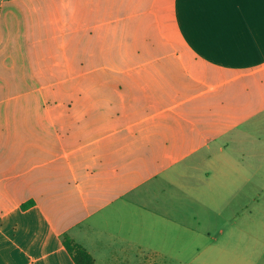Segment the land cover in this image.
Returning a JSON list of instances; mask_svg holds the SVG:
<instances>
[{
    "label": "crops",
    "instance_id": "obj_1",
    "mask_svg": "<svg viewBox=\"0 0 264 264\" xmlns=\"http://www.w3.org/2000/svg\"><path fill=\"white\" fill-rule=\"evenodd\" d=\"M255 190L264 0H0V264H157L208 200L264 264Z\"/></svg>",
    "mask_w": 264,
    "mask_h": 264
},
{
    "label": "rangeland",
    "instance_id": "obj_2",
    "mask_svg": "<svg viewBox=\"0 0 264 264\" xmlns=\"http://www.w3.org/2000/svg\"><path fill=\"white\" fill-rule=\"evenodd\" d=\"M254 193L259 203L251 207L253 215L263 217L264 190H255ZM241 195L242 191L239 192V197ZM239 208L241 209V206ZM189 212L191 213L190 210ZM199 217L200 222H195L191 215L186 212L184 219L197 227L200 225V231L196 234L191 233L190 237L175 232L173 244L169 239V243L164 247L169 252L156 254V257L153 255V258L157 260V264H222L216 258V238L219 239V222L215 220L213 200H208L206 208H200ZM263 223L264 220L262 219V221L257 220L255 224L262 225ZM226 224L224 221L223 225L227 226Z\"/></svg>",
    "mask_w": 264,
    "mask_h": 264
},
{
    "label": "trees",
    "instance_id": "obj_3",
    "mask_svg": "<svg viewBox=\"0 0 264 264\" xmlns=\"http://www.w3.org/2000/svg\"><path fill=\"white\" fill-rule=\"evenodd\" d=\"M64 245L72 254L76 264H94V258L81 245L77 244L68 235L64 236Z\"/></svg>",
    "mask_w": 264,
    "mask_h": 264
}]
</instances>
